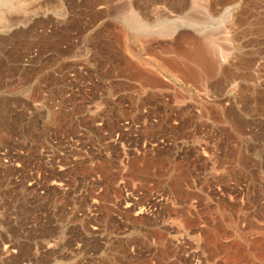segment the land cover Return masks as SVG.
<instances>
[{"label":"rangeland","instance_id":"1","mask_svg":"<svg viewBox=\"0 0 264 264\" xmlns=\"http://www.w3.org/2000/svg\"><path fill=\"white\" fill-rule=\"evenodd\" d=\"M115 1L0 0V264H264V0ZM74 122L90 244L40 150Z\"/></svg>","mask_w":264,"mask_h":264},{"label":"built area","instance_id":"2","mask_svg":"<svg viewBox=\"0 0 264 264\" xmlns=\"http://www.w3.org/2000/svg\"><path fill=\"white\" fill-rule=\"evenodd\" d=\"M72 119H74V117ZM72 124L74 125L72 132L70 131L71 129L68 128L69 125L63 123V129L54 137L52 136L51 130H49L47 132V140L44 142L40 150L45 158L46 164H51V166H53L52 163H56V172H61L64 175L66 172L70 173L69 178L52 181L50 186L55 188V191L57 192L56 200L58 201L59 206L64 209L67 216L70 214L72 219H76L77 222L74 223V225H79V219H86L88 222L90 218L95 217L96 213L94 206L87 203V193L84 194L81 189H77L78 184H83L84 182V178L79 176L80 172H78V169L82 163L88 165L89 167H93L95 163L105 161L106 157L108 158V153L103 152L102 147H95L96 136H90L88 131L80 128L79 123L76 124L74 122ZM49 127H51V125ZM116 137H118V135H116ZM94 150H99L100 156H95ZM49 153H51V155ZM51 156L53 157L52 160L49 159ZM128 159L129 158L126 156L121 160L124 163H128ZM16 166H18V164H16ZM34 183L35 182H28V186H31ZM87 185L88 183L86 186ZM41 195L46 194L42 191ZM48 196L49 195H46L45 197ZM91 203H93V201ZM82 208L85 209L86 212H80L79 209ZM140 213H144L143 210H140ZM74 225L72 224V227H74ZM85 230L86 243L90 244L91 240L94 238L96 227L90 225L88 222V226H86Z\"/></svg>","mask_w":264,"mask_h":264},{"label":"bare ground","instance_id":"3","mask_svg":"<svg viewBox=\"0 0 264 264\" xmlns=\"http://www.w3.org/2000/svg\"><path fill=\"white\" fill-rule=\"evenodd\" d=\"M117 1V0H116ZM116 1H115V3H116ZM119 1V0H118ZM111 3H114V1H111ZM118 3V2H117ZM175 57H177V56H175ZM178 65V64H177ZM185 66V65H184ZM188 66V65H187ZM192 70V69H191ZM192 74V73H191Z\"/></svg>","mask_w":264,"mask_h":264}]
</instances>
